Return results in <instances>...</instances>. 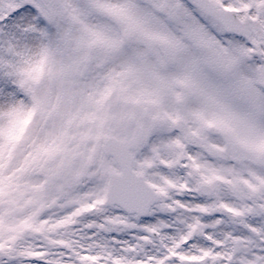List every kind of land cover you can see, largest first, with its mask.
<instances>
[{"label":"snow or ice","instance_id":"obj_1","mask_svg":"<svg viewBox=\"0 0 264 264\" xmlns=\"http://www.w3.org/2000/svg\"><path fill=\"white\" fill-rule=\"evenodd\" d=\"M0 264H264V0H0Z\"/></svg>","mask_w":264,"mask_h":264}]
</instances>
